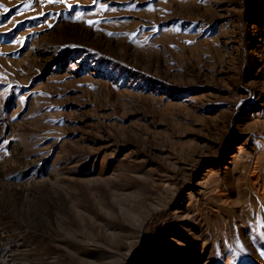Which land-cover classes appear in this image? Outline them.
Wrapping results in <instances>:
<instances>
[{"label": "rangeland", "instance_id": "374dc122", "mask_svg": "<svg viewBox=\"0 0 264 264\" xmlns=\"http://www.w3.org/2000/svg\"><path fill=\"white\" fill-rule=\"evenodd\" d=\"M0 264H264V0H0Z\"/></svg>", "mask_w": 264, "mask_h": 264}, {"label": "snow or ice", "instance_id": "6c2138e0", "mask_svg": "<svg viewBox=\"0 0 264 264\" xmlns=\"http://www.w3.org/2000/svg\"><path fill=\"white\" fill-rule=\"evenodd\" d=\"M50 2H51V0H50Z\"/></svg>", "mask_w": 264, "mask_h": 264}]
</instances>
